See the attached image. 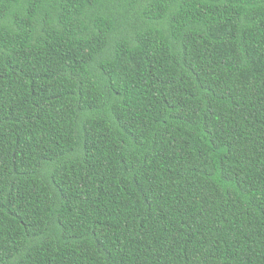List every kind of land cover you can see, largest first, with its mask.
<instances>
[{"label": "trees", "instance_id": "16d2710c", "mask_svg": "<svg viewBox=\"0 0 264 264\" xmlns=\"http://www.w3.org/2000/svg\"><path fill=\"white\" fill-rule=\"evenodd\" d=\"M0 264H264V0H0Z\"/></svg>", "mask_w": 264, "mask_h": 264}]
</instances>
